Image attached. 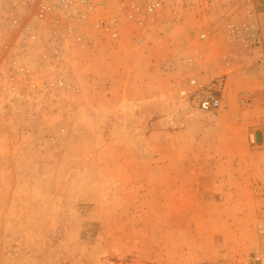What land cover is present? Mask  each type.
I'll list each match as a JSON object with an SVG mask.
<instances>
[{"label": "rangeland", "instance_id": "obj_1", "mask_svg": "<svg viewBox=\"0 0 264 264\" xmlns=\"http://www.w3.org/2000/svg\"><path fill=\"white\" fill-rule=\"evenodd\" d=\"M198 3L168 9L160 15L163 28L126 26L115 44L97 36L93 46L78 49L71 62L75 91L41 96L27 87L24 95L0 98V264H179L178 256L153 254L149 243L175 231L165 219L177 215L176 208L163 203L160 189L193 181L201 160L187 155L215 153L212 128L201 131L238 111L224 98L217 110H198L178 98L173 82L189 57L201 81L214 60L222 93L233 75L264 77V45L242 33L251 24L264 30V0ZM170 45L175 62L168 54L161 58L168 79L155 80L153 96L117 94L111 79L119 56L156 55ZM253 98L242 90L237 100L248 108ZM199 179L203 186L213 180ZM250 250L258 262L264 238Z\"/></svg>", "mask_w": 264, "mask_h": 264}, {"label": "crops", "instance_id": "obj_2", "mask_svg": "<svg viewBox=\"0 0 264 264\" xmlns=\"http://www.w3.org/2000/svg\"><path fill=\"white\" fill-rule=\"evenodd\" d=\"M174 50L170 45L159 47L161 54L119 56V69L111 79L117 94L153 96L155 80L161 83L168 79L167 72L161 70V58L168 54L174 59ZM218 72L212 60L205 65L201 78L208 81ZM226 89L222 99L227 107L238 111L237 117L216 120L201 131L206 134L212 128L214 155H187L188 159L201 160V166L193 168V181L170 183L160 189L163 203L176 208L177 213L165 223L177 227L174 225L175 231L169 235L165 232V238L149 237V243L153 244V254L178 256L179 264H264V250L258 253V262L250 253L264 238V77L239 81L233 75ZM242 90L254 95L248 108L237 100ZM229 96L234 104L227 103ZM247 133L253 136L249 150L245 147ZM201 174L211 176L212 183L203 186ZM202 192H206L204 196ZM159 240L164 241L163 247Z\"/></svg>", "mask_w": 264, "mask_h": 264}, {"label": "built area", "instance_id": "obj_3", "mask_svg": "<svg viewBox=\"0 0 264 264\" xmlns=\"http://www.w3.org/2000/svg\"><path fill=\"white\" fill-rule=\"evenodd\" d=\"M199 1L0 0V98L24 95L27 87L41 96L57 89L75 91L71 62L78 49L93 46L97 36L115 44L126 26L142 32L163 28L160 15ZM242 33L253 45H264L260 27L251 24ZM198 36L205 39L207 33ZM142 41V36L135 37V42ZM195 64L193 57L185 61L180 80L173 82L175 93L198 110H217L223 76L201 81L194 74Z\"/></svg>", "mask_w": 264, "mask_h": 264}]
</instances>
